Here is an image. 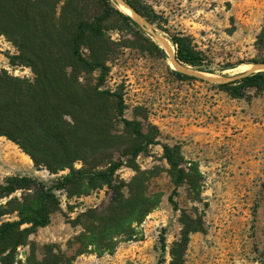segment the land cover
<instances>
[{"label": "rangeland", "instance_id": "rangeland-1", "mask_svg": "<svg viewBox=\"0 0 264 264\" xmlns=\"http://www.w3.org/2000/svg\"><path fill=\"white\" fill-rule=\"evenodd\" d=\"M141 2L158 16L155 24L136 19L140 31L117 21L106 23V36L117 46L101 90L124 102V111L116 118L115 134L123 137L121 142L127 141L124 120L140 123L145 134L155 137V144L136 163L142 172H152L148 194L159 195L161 201L141 224L133 226L132 237L116 239L112 254L92 251L78 256L74 264H170V249L181 239L183 214L195 221L202 219L204 224L203 231L190 236L185 264H264V91L250 90L247 97L237 99L219 87L223 83L212 80L233 79L261 65L255 62L264 57V49L256 44L264 31V0ZM89 6L92 14L102 12L96 0ZM113 6L125 13L116 0ZM175 34L192 40L213 74L205 73L206 79L177 77L179 71L170 65L169 55L155 38L168 41L175 58L169 40ZM147 39L165 50L166 56L149 52ZM15 54V47L0 35V71L32 80L29 68L11 66L9 57ZM227 66L238 67L223 70ZM99 76L95 73L89 81L97 84ZM164 145L180 149L187 171L196 165L202 176L199 189L175 186L164 159ZM115 158L127 160L119 153ZM75 167L80 169L82 164ZM67 173L37 170L19 146L0 138V186L14 176L32 177L52 186ZM136 175L126 165L116 174L125 184ZM57 194L59 210L51 215L48 226L30 237L39 260L47 245L74 254L77 247L72 242L83 232L80 216L88 210L104 213L113 193L104 188L73 199L64 192ZM124 194L129 196L128 188ZM21 196L20 191L11 198ZM16 220V214L4 216L0 225ZM29 253V246L20 247L18 258L25 260Z\"/></svg>", "mask_w": 264, "mask_h": 264}, {"label": "trees", "instance_id": "trees-1", "mask_svg": "<svg viewBox=\"0 0 264 264\" xmlns=\"http://www.w3.org/2000/svg\"><path fill=\"white\" fill-rule=\"evenodd\" d=\"M90 1L0 0V35L17 51L9 57L10 64L29 68L34 75L29 80L0 71V138L19 146L37 170L52 175L68 171L52 186L22 176L9 177L0 186V218L18 217L0 225V264H74L78 256L92 251L112 254L116 239L132 237L133 226L141 224L160 204L159 195L148 194L146 185L152 172H142L136 163L137 157L155 144V137L145 134L140 123L124 120L127 141L121 142L123 137L115 134L116 118L124 111V102L101 90L117 46L106 36V23L117 21L142 29L113 6L114 0H96L102 6L100 14H92ZM123 2L150 23L157 22L158 16L141 0ZM169 40L180 65L213 74L206 56L189 37L175 34ZM146 42L149 52L166 56L151 39ZM256 44L264 49V31ZM255 64H264V57ZM95 73L100 76L97 84H92L89 77ZM176 75L182 80L194 79L180 72ZM219 87L237 99L247 97L250 90L263 92L264 71L240 74ZM163 150L175 186L199 189L202 176L196 165L187 171L178 147L164 145ZM116 153L127 160L116 159ZM77 163L82 168L77 169ZM125 165L137 173L129 184L116 176ZM104 188L113 193L111 204L104 213L88 210L80 216L84 218L83 232L72 242L77 247L75 253L47 245L39 260L30 237L48 226L51 215L59 210L57 193L73 199ZM20 191L21 198H11ZM4 199L6 204H2ZM181 222V239L170 249V264H185L190 236L203 231L202 219L195 221L183 214ZM27 246L30 253L25 260L19 259L18 249Z\"/></svg>", "mask_w": 264, "mask_h": 264}, {"label": "water", "instance_id": "water-1", "mask_svg": "<svg viewBox=\"0 0 264 264\" xmlns=\"http://www.w3.org/2000/svg\"><path fill=\"white\" fill-rule=\"evenodd\" d=\"M121 2H123V0H120ZM116 2L117 3H119L121 6H122V4L118 1V0H116ZM124 3V2H123ZM126 4V3H125ZM127 5V4H126ZM127 7L138 17V19L139 20H141L142 18H141V16H139L131 7H129L128 5H127ZM129 15V14H128ZM130 17H132L136 22H137V18H135V16L133 17V16H131V15H129ZM138 23V22H137ZM155 38L158 40V42L159 43H163L164 42V38H162V37H160V36H156L155 35ZM175 61H176V59H175ZM177 62V61H176ZM177 64H179L178 62H177ZM180 65V64H179ZM181 67H183V68H185V69H187V70H190L189 68H186V67H184V66H182V65H180ZM179 71V70H178ZM191 71H193V70H191ZM262 71H264V64H261V65H257V66H254V68L251 70V71H249L248 73H257V72H262ZM180 73H183V74H186V75H189V76H195V77H197V78H200V79H206L205 77H204V73H202V72H196V71H194V72H189V71H179ZM207 80H209V79H207ZM213 81H215V82H219V83H227V82H230L232 79H226V78H221V79H212Z\"/></svg>", "mask_w": 264, "mask_h": 264}, {"label": "bare ground", "instance_id": "bare-ground-1", "mask_svg": "<svg viewBox=\"0 0 264 264\" xmlns=\"http://www.w3.org/2000/svg\"><path fill=\"white\" fill-rule=\"evenodd\" d=\"M121 4H122V8H123V11L131 16H135V18L138 19V17L127 7V5L123 2H121L120 0H118ZM140 23H141V20H140ZM146 25V24H145ZM161 46L166 50L167 54L169 55L170 57V65L175 68V70H179V71H189V72H194V71H191V70H187L183 67H181L179 64H177V62L175 61V58H174V50L172 48V46L170 45V43L168 41H166L164 39V42L161 44ZM164 50V51H165ZM248 67V66H247ZM249 69H251V66L248 67ZM254 67H252L253 69ZM248 70V69H247ZM251 71V70H250ZM249 72V71H248ZM203 75H206L205 73ZM208 76V75H206ZM212 77V76H211ZM213 78V77H212ZM216 78V77H214Z\"/></svg>", "mask_w": 264, "mask_h": 264}]
</instances>
